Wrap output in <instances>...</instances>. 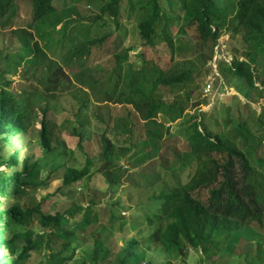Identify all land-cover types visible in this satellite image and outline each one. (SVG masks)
I'll list each match as a JSON object with an SVG mask.
<instances>
[{
	"label": "trees",
	"instance_id": "16d2710c",
	"mask_svg": "<svg viewBox=\"0 0 264 264\" xmlns=\"http://www.w3.org/2000/svg\"><path fill=\"white\" fill-rule=\"evenodd\" d=\"M74 1L0 0V264H153L149 255L153 251L162 254L166 261L196 253L201 264L225 258L231 264H264V110L243 121L225 118L224 127H230L223 134L216 116L200 111L188 115L187 133L182 138L184 149L175 146V142L159 143L156 159L168 171L172 160L190 164L187 159L198 156L203 171L193 173L186 185H159L158 194L151 197L158 202L156 219L144 218L146 225L136 230L139 239L131 236L116 250L114 242L113 246L110 244L112 239L103 240L97 233L87 235L90 226L108 229L113 219L120 220L122 229L126 225V218L120 213L116 215L108 204L110 214L106 218L93 213V197L90 196L86 207L73 200L83 181L84 189H90L93 160H100L97 174H103L110 186L118 184V173L112 175L107 171L115 167L118 153L105 133L98 137V154L96 150L86 152L89 141L83 140L78 127L72 125L71 136L77 138L75 149L86 156L83 167L76 165L75 150L67 146L59 123L47 119V100L54 99L50 91L58 87L73 90L68 75L78 84L90 86L100 101L111 94L115 97L119 63L128 60L129 49L123 56L113 55L114 67L110 69L100 61L104 43L109 39L106 36L84 38V54L82 49L79 54L71 49L79 40L78 35L73 33L71 38L63 39L64 27L55 28L63 22L57 14L58 4L62 2V9H66ZM125 12L129 20L130 15H135L141 41L149 47L163 44L170 51L171 60L187 47L208 62L213 59L221 35L230 32L232 38H239L242 50L231 62L221 61L219 73L240 80L252 92L260 91L255 68L264 75V0H108L100 8V14H108L117 29ZM39 27L60 34L61 38L53 41L54 48L46 50L52 55L50 60L54 57L57 63L61 62L68 75L48 60L33 39L31 31ZM183 36L192 40L190 47L181 43ZM57 43L64 50L58 58L54 56ZM37 52L41 53L40 60L27 57ZM22 61L28 62L25 73L43 84V92L32 86L18 93L12 89L7 76ZM40 66H45L52 77H46L44 72L35 77ZM154 72L157 76L145 91L137 86L138 77L132 80L131 73L126 81L128 91L121 90L118 95L121 105L135 107L127 113L130 126L125 132L131 142L124 149L118 147L125 154L138 144L142 148L144 122L152 120L161 108L171 107V101L164 97L191 78L188 70L173 68L171 64L161 70L157 67ZM155 89L160 96L155 95ZM35 121L40 125L37 138L28 139ZM138 124L142 133L135 140ZM139 154L144 153L140 150ZM144 157H140L139 163L146 162ZM236 162L241 164L244 174L237 189L230 176ZM54 180L61 181L57 192L69 201L64 202V209L49 214L43 211L47 197L35 200V194L47 189ZM224 192L227 197H223ZM112 206L122 208L119 202ZM130 228L135 230L136 226L131 224ZM84 248L91 249L88 256L76 260L77 252Z\"/></svg>",
	"mask_w": 264,
	"mask_h": 264
},
{
	"label": "rangeland",
	"instance_id": "374dc122",
	"mask_svg": "<svg viewBox=\"0 0 264 264\" xmlns=\"http://www.w3.org/2000/svg\"><path fill=\"white\" fill-rule=\"evenodd\" d=\"M106 1L108 0H75L73 6L66 9H62V2H60L57 14L63 22L59 23L55 29L59 30L61 27H64L66 31L63 39L67 37L71 38L73 33L78 35L80 41L76 40L75 44L71 46V49L78 51V54L82 49V40L84 38L90 40L99 39L103 36L109 38L104 43V49L100 53V61L109 69L114 67L115 60L113 55L123 56L125 51L129 49L127 52L128 60L119 63L120 68L117 70V75H120V78H116L117 91L115 97L111 94L110 97L103 98L100 101L98 93L91 90L87 84H78L72 76L67 74V70L61 62L57 63L53 60L54 57L50 60V56L52 55L46 49L47 47L49 49L54 48L55 44L53 41H58L61 38L59 33L43 30L40 27L31 32L33 39L39 43L41 49L49 58L48 60L59 65L68 75L70 82L73 83V86H71L74 87L73 90L71 88L62 90L58 87L50 91L54 99L48 98L47 100L50 106L47 119H52L56 123H59L62 137L65 139L67 146L71 150H75L73 155L76 159V165L83 167L86 156L75 149L77 138L71 136L72 125L78 127V133L82 136L83 140L89 141L86 144V152L92 153L96 150L97 155L100 148L98 137L102 133H105V137L112 141L115 151L118 153L115 167L112 166L107 169L112 175L118 173V184L110 186L103 174H97L96 169L100 168V160H93L91 169L93 176L88 183L90 189H84L86 182L83 181L79 185V188L77 187L78 189L75 190L73 199L75 203L78 202L82 207H86L88 199L91 196L96 203V207L93 208L94 214L98 213L99 216L107 218L110 214V210L107 208L110 205L112 207L111 210L116 215L120 213L126 218L127 222L123 229L121 228L119 219H113L112 226H109L108 229H101L100 227L102 226L96 224L87 229V235L97 233L103 240L105 238L107 240L112 239L110 244L113 246L114 242V248L118 250L124 244V241L131 236L138 238L136 230L146 225L144 218L152 217L156 219L158 202L152 201L151 197L158 194V189L162 183L166 186L186 185L190 182L193 173L198 171L200 174L203 171V163L198 156L187 159L191 161L190 164H181L180 159L172 160L170 169L165 171L161 168L159 160L156 159L155 150L159 143H164L165 141L169 143L175 142L174 145L183 150L182 138L187 133L188 126L186 123L189 120L188 115H194L196 111L207 115L212 114L214 118L216 116L222 134L230 127H224L225 118H229L233 122L235 119L243 121L253 115H260L264 110V75L261 76L260 69L255 68V71L257 70L256 86L259 87L260 91L252 92L240 80L230 75L223 77L219 73L221 61L224 60L225 64L231 62L234 55L239 54L242 50L239 38H232L231 33L228 31L224 32L219 38L214 47L213 59L210 61L205 62L203 56L191 53V50L187 47L182 48L180 53L175 54L173 60H171V53L163 44L149 47L141 41L134 22L136 19L135 15H130L129 20L127 12H125L120 18V27L118 29L108 14L101 15L100 8L106 4ZM13 8L14 6L10 7V10H13ZM52 19L54 20V18ZM1 22L2 20L0 19V32L2 30ZM117 36L119 38L116 39L117 44H114V46L113 43ZM6 37L3 36V38ZM180 39L183 46L190 47L192 40L189 36H183ZM84 45L85 47L87 46V44ZM55 50H57L54 53L56 58L64 52V50L58 48V43ZM85 50L86 48L82 49L81 53H86ZM204 54L207 56V50ZM27 57L38 61L41 59V53L29 54ZM27 63V61H22L16 67L15 72L10 70V74L7 77L11 80L12 89L18 93L22 89L32 86L38 92H43V84L37 78H33L29 72L25 73ZM42 64L40 63V65ZM170 64L173 65V68L177 66V69L184 68L188 70L191 78L184 85L172 89L164 97L171 101V107L161 108L156 112L152 120L144 122L145 124L143 122L140 123L145 125L144 131L146 130L142 148L138 144L127 154L123 153L121 150H118V147L124 149L131 142L129 135L125 132L130 126L127 113L129 110H134L135 107L132 104H123L124 106L120 104L118 97L120 91H128L129 87L126 85V81H128L131 73H133L132 80L138 77L140 84L137 86L145 91L146 87H149L150 83L157 76L154 69L158 67L161 70ZM36 71L35 77L40 72H44L46 77H52L51 72H47L45 66L38 67ZM86 77H89V74ZM206 82L213 84L215 88L213 93L208 94L204 92L203 86ZM132 84L134 85V83ZM154 93L156 96H160L156 89ZM134 116L138 115L134 114ZM31 123H33V120ZM34 124L28 131V139L36 140L37 138L40 125L36 121ZM140 124H138L134 131L133 138L135 140L142 133ZM23 149L25 151V147ZM140 150L144 154H139ZM34 152L37 154V149ZM89 155L96 157L94 154ZM143 155H146V159L144 157L146 162L139 163L138 160ZM232 171L230 173V176L233 178L232 185L235 189L240 188L244 179L241 164L236 162ZM60 185L61 181L54 180L50 182L47 189L35 194V200H38L40 197H47L43 207L44 212L54 214L65 208L64 202H68L69 200L57 192V188ZM63 189L66 190L67 188L63 187ZM224 189L226 191L227 187H224ZM223 197H227L226 192L223 193ZM114 202H119L122 208L118 210L117 207H113L112 204ZM131 224L136 226L135 230L130 228ZM88 239L90 241V236H88ZM90 251L91 249L89 248H84L80 252L78 251L76 260H80L83 257L82 255L86 258ZM149 255L152 258L150 260L153 264H201L196 253H192L186 258L169 259L168 261L158 251L149 252ZM214 261L209 264H231L227 258L215 259ZM142 264H146V262Z\"/></svg>",
	"mask_w": 264,
	"mask_h": 264
},
{
	"label": "built area",
	"instance_id": "2783aa9c",
	"mask_svg": "<svg viewBox=\"0 0 264 264\" xmlns=\"http://www.w3.org/2000/svg\"><path fill=\"white\" fill-rule=\"evenodd\" d=\"M215 91V88L213 87V84L206 82L204 87L205 93H213Z\"/></svg>",
	"mask_w": 264,
	"mask_h": 264
}]
</instances>
